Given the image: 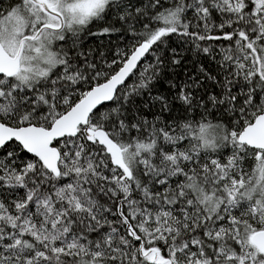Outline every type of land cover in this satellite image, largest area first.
Instances as JSON below:
<instances>
[{"label": "snow or ice", "instance_id": "1", "mask_svg": "<svg viewBox=\"0 0 264 264\" xmlns=\"http://www.w3.org/2000/svg\"><path fill=\"white\" fill-rule=\"evenodd\" d=\"M0 264H264V0H0Z\"/></svg>", "mask_w": 264, "mask_h": 264}]
</instances>
